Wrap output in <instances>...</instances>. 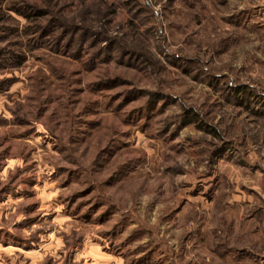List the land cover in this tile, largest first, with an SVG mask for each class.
Instances as JSON below:
<instances>
[{
    "label": "rangeland",
    "instance_id": "1",
    "mask_svg": "<svg viewBox=\"0 0 264 264\" xmlns=\"http://www.w3.org/2000/svg\"><path fill=\"white\" fill-rule=\"evenodd\" d=\"M0 264H264V0H0Z\"/></svg>",
    "mask_w": 264,
    "mask_h": 264
}]
</instances>
